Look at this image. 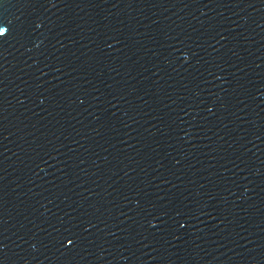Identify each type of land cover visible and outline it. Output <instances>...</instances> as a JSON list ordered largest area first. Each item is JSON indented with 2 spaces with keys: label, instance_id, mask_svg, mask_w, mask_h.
I'll list each match as a JSON object with an SVG mask.
<instances>
[{
  "label": "water",
  "instance_id": "water-1",
  "mask_svg": "<svg viewBox=\"0 0 264 264\" xmlns=\"http://www.w3.org/2000/svg\"><path fill=\"white\" fill-rule=\"evenodd\" d=\"M0 264H264V0H0Z\"/></svg>",
  "mask_w": 264,
  "mask_h": 264
}]
</instances>
